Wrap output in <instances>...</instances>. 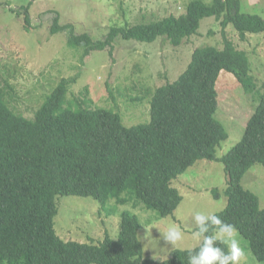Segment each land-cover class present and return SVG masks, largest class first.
Masks as SVG:
<instances>
[{
    "label": "trees",
    "instance_id": "trees-1",
    "mask_svg": "<svg viewBox=\"0 0 264 264\" xmlns=\"http://www.w3.org/2000/svg\"><path fill=\"white\" fill-rule=\"evenodd\" d=\"M29 7L16 10L27 29ZM206 17L220 21L223 46L196 47L175 81L150 91L147 122L127 126L119 112L93 107L86 97L66 104L74 78H63L34 116L26 117L9 105V84L1 85L0 70V264H188L183 250L163 260L146 258L142 223L131 210L120 213L117 238L64 240L55 229L56 197L92 196L104 205L111 199L124 203L127 195L159 217L174 216L183 196L172 181L200 159L224 163L228 202L217 214L236 226L238 238L249 243L247 250L264 262V208L242 184L255 163L264 166V92L242 138L221 157L217 148L229 133L216 117L223 73L248 91L254 86L249 56L226 28L233 24L245 40L247 33L264 32V16L242 11V0H191L182 14L113 25L101 39L77 32L72 22L61 23L54 12L51 32H68V46L81 50L85 61L94 51L113 54L118 39L164 38L180 46L198 33ZM213 193L220 195L218 189Z\"/></svg>",
    "mask_w": 264,
    "mask_h": 264
},
{
    "label": "rangeland",
    "instance_id": "rangeland-1",
    "mask_svg": "<svg viewBox=\"0 0 264 264\" xmlns=\"http://www.w3.org/2000/svg\"><path fill=\"white\" fill-rule=\"evenodd\" d=\"M190 1L0 0L1 85L9 84L6 90L9 105L31 118L63 78H74L76 81L69 87L66 104L86 97L85 101L91 100L93 107L119 112L127 126L149 121V92L175 81L186 69L196 47L223 46L220 21L214 17L203 18L198 33L180 46H173L164 38L154 42L118 39L113 54L107 50L94 51L84 61L80 57L81 50L68 46V32H51V17L59 12L61 23L72 22L77 32H88L94 39H101L113 25L182 14ZM27 5L31 16L28 29L24 16L16 11ZM242 11L264 16V0H242ZM226 31L236 47L247 52L254 86L248 91L228 73H223L218 80L220 104L216 117L229 133L217 148L219 157L242 138L246 121L260 102V93L264 92V32L247 33V38L242 40L233 24H229ZM242 184L259 196L260 207L264 208V166L255 163L243 176ZM172 186L180 191L183 200L174 216L167 217H159L127 195L124 203L111 199L104 205L92 196L58 195L55 229L64 240L101 241L106 235L117 238L120 213L131 210L139 215L142 223L140 239L145 257L166 259L173 250L161 238L160 230L165 231L170 225L179 227L185 239L178 248H194L203 239L193 236L196 231L194 214L200 211L217 213L228 202L224 193V163L219 160H198L175 178ZM213 189L219 190V197ZM144 225L155 226L148 240ZM239 241L244 253L240 264H264L247 250L248 241Z\"/></svg>",
    "mask_w": 264,
    "mask_h": 264
},
{
    "label": "clouds",
    "instance_id": "clouds-1",
    "mask_svg": "<svg viewBox=\"0 0 264 264\" xmlns=\"http://www.w3.org/2000/svg\"><path fill=\"white\" fill-rule=\"evenodd\" d=\"M196 231L194 238H203L196 249H180L178 245L185 239L184 232L175 225L161 231V238L170 244L172 250H183L188 253V264H240L244 253L240 247L238 229L234 224L225 222L214 211L196 212L192 217ZM147 229L146 239L155 226L144 225ZM219 242V244L217 243ZM224 245L225 247H221Z\"/></svg>",
    "mask_w": 264,
    "mask_h": 264
}]
</instances>
